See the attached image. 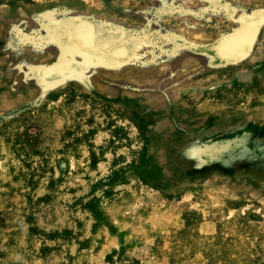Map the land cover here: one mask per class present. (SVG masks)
<instances>
[{"label":"rangeland","instance_id":"374dc122","mask_svg":"<svg viewBox=\"0 0 264 264\" xmlns=\"http://www.w3.org/2000/svg\"><path fill=\"white\" fill-rule=\"evenodd\" d=\"M8 3L0 264H264V0Z\"/></svg>","mask_w":264,"mask_h":264},{"label":"water","instance_id":"95a60500","mask_svg":"<svg viewBox=\"0 0 264 264\" xmlns=\"http://www.w3.org/2000/svg\"><path fill=\"white\" fill-rule=\"evenodd\" d=\"M260 18V17H259ZM259 18H255L253 20H258ZM263 20V19H262ZM252 20L247 21L242 23L241 25H239L237 28H235L234 30H232L230 33H228L227 35H225L224 37H222L221 39H219L215 44H212V48L215 51V55L219 60H231V61H235L240 59L241 57L245 56L247 52L244 51H238L235 53H225L221 50V46L224 45L225 43H229V41L233 40V38L237 37L239 34H241L243 31H245L246 27L251 23ZM254 32L256 34L257 31V24H254ZM62 57L59 58L56 62L44 67V68H53V69H57L59 67V64L62 61ZM43 71V69L41 70V72ZM70 78H74L72 76L70 77H63V79L61 81L57 80L56 82H53L52 84L49 85H44V86H51V85H55V84H59L62 81L66 80V79H70ZM42 84V83H41Z\"/></svg>","mask_w":264,"mask_h":264},{"label":"bare ground","instance_id":"6f19581e","mask_svg":"<svg viewBox=\"0 0 264 264\" xmlns=\"http://www.w3.org/2000/svg\"><path fill=\"white\" fill-rule=\"evenodd\" d=\"M8 1H9V0H0V3L9 5ZM36 1H37V0H36ZM96 1H97V0H96ZM30 4H31V3H30ZM7 5H6V6H7Z\"/></svg>","mask_w":264,"mask_h":264}]
</instances>
